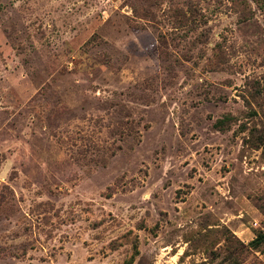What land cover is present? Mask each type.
<instances>
[{
  "label": "rangeland",
  "instance_id": "obj_1",
  "mask_svg": "<svg viewBox=\"0 0 264 264\" xmlns=\"http://www.w3.org/2000/svg\"><path fill=\"white\" fill-rule=\"evenodd\" d=\"M259 230L264 0H0V264H264Z\"/></svg>",
  "mask_w": 264,
  "mask_h": 264
},
{
  "label": "trees",
  "instance_id": "obj_2",
  "mask_svg": "<svg viewBox=\"0 0 264 264\" xmlns=\"http://www.w3.org/2000/svg\"><path fill=\"white\" fill-rule=\"evenodd\" d=\"M264 244V232L262 230H259L257 232V234L255 235L254 238H252L249 242H248V247L251 249H255L258 248L259 246ZM136 252V250H135ZM133 261V256L131 258H129L127 264H131Z\"/></svg>",
  "mask_w": 264,
  "mask_h": 264
}]
</instances>
